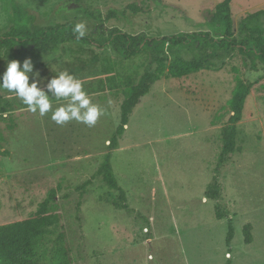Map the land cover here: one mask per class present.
I'll use <instances>...</instances> for the list:
<instances>
[{
    "label": "rangeland",
    "instance_id": "obj_1",
    "mask_svg": "<svg viewBox=\"0 0 264 264\" xmlns=\"http://www.w3.org/2000/svg\"><path fill=\"white\" fill-rule=\"evenodd\" d=\"M222 1L0 0V36L13 24L16 3L42 26L84 22L92 41L48 54L0 48V72L8 61L31 57L42 77L68 71L80 79L105 111L92 127L60 126L51 113H31L14 93L0 90V225L28 219L58 189L51 213L59 224L52 231L64 234L75 264H264V58L201 43L166 48L169 60H190L204 48L220 69L162 77L140 101L117 149L109 148L125 91L152 59L149 50L125 59L106 42L110 31L156 39L205 33ZM82 9L99 11L100 18ZM260 10L264 0H233L236 33L244 17ZM238 79L251 85L237 126L239 150L218 169ZM108 153L126 201L95 177ZM215 178L218 196L209 198ZM89 179L93 184L81 197L76 188ZM230 224L234 239L227 244Z\"/></svg>",
    "mask_w": 264,
    "mask_h": 264
},
{
    "label": "trees",
    "instance_id": "obj_2",
    "mask_svg": "<svg viewBox=\"0 0 264 264\" xmlns=\"http://www.w3.org/2000/svg\"><path fill=\"white\" fill-rule=\"evenodd\" d=\"M74 1L78 4L83 2V0ZM232 3L233 0H223L217 5L215 12L206 23L208 31L205 33L177 34L156 39L132 36L119 30L110 31L106 42L111 44L112 48L125 59H131L143 50L152 52V59L138 84L125 91L121 106V122L109 144L111 151L117 149L119 140L124 136L131 116L140 101L150 93L154 84L162 77L178 79L202 70L220 69V66L216 65L214 61L216 56L204 48L201 55L190 60L179 55H175L169 60L165 56L166 48L173 52L179 47L191 48L196 43H201L202 46L206 44L209 47H220L227 51L238 49L246 56L258 55L264 58V10L244 17L239 22L236 33ZM131 8L138 11L134 5ZM82 12L94 21L98 20L101 15V12L89 9H82ZM74 27L73 23L56 26L39 25L35 15L14 3L13 24L6 33L0 36V48L5 47L19 53L40 51L48 54L58 51L60 46L67 43L88 44L92 42L86 36L77 40L76 34L73 32ZM250 92L251 85L238 79L230 101L231 114L222 131L223 146L218 169L224 166L230 155L239 150L237 126L243 119ZM0 153L3 154L1 149ZM95 177H100L111 190L119 193L121 200L126 201V192L118 184L110 153L105 156ZM92 184L93 179H89L77 187L76 191H79L83 197ZM217 190L218 181L215 178L207 197L216 198ZM57 197L58 189H54L31 217L12 224L0 225V264H75L65 244L64 234H56L52 231L59 224L58 215L51 213V208ZM251 230V225L244 228L247 244L252 242ZM233 239L234 227L230 224L227 244H231Z\"/></svg>",
    "mask_w": 264,
    "mask_h": 264
},
{
    "label": "clouds",
    "instance_id": "obj_3",
    "mask_svg": "<svg viewBox=\"0 0 264 264\" xmlns=\"http://www.w3.org/2000/svg\"><path fill=\"white\" fill-rule=\"evenodd\" d=\"M86 31L84 22L75 24L73 29L77 40L83 38ZM34 69L31 57L22 63L8 61L4 71L0 72V90L14 93L31 113H38L41 117L51 113L50 119L60 126L76 121L92 127L105 115L104 109L92 102L82 81L68 71L46 78ZM53 100L59 106L54 107Z\"/></svg>",
    "mask_w": 264,
    "mask_h": 264
}]
</instances>
